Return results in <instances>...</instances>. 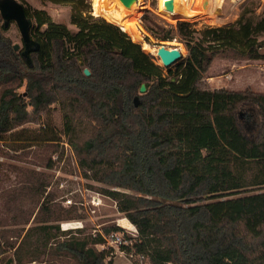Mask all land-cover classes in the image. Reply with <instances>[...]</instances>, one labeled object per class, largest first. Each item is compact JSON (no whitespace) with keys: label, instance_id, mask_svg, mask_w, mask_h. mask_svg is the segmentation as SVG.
Masks as SVG:
<instances>
[{"label":"trees","instance_id":"trees-1","mask_svg":"<svg viewBox=\"0 0 264 264\" xmlns=\"http://www.w3.org/2000/svg\"><path fill=\"white\" fill-rule=\"evenodd\" d=\"M39 1L69 5L76 30L22 3L39 48L29 54L31 65L19 57L0 63V151L13 133L12 150L58 142L57 135L36 138L45 123L24 127L56 104L83 175L106 186L95 189L135 226L134 246L151 264H264V93L200 85L213 60L228 51L264 60V42L257 39L264 10L257 21L243 9L232 23L202 29L186 20L161 26L146 10L142 20L151 36L171 41L175 29L184 44L187 54L171 68L119 26L94 16L91 0ZM165 4L168 13L171 0ZM52 165L49 158L46 167ZM19 172L17 193L9 190L6 200L13 215L0 218L4 246L15 247L17 256L24 250V264H112L94 247L101 237L61 231L54 222L71 211L51 205L48 176ZM28 199L39 207L26 227L33 212L20 206ZM17 224L22 227L11 228ZM112 229L118 228L106 231ZM32 238L38 253L28 250Z\"/></svg>","mask_w":264,"mask_h":264},{"label":"rangeland","instance_id":"rangeland-1","mask_svg":"<svg viewBox=\"0 0 264 264\" xmlns=\"http://www.w3.org/2000/svg\"><path fill=\"white\" fill-rule=\"evenodd\" d=\"M16 1L21 4L23 2L24 4H30L32 7L38 9H44L47 11L54 22L65 24L73 31L76 30V28L72 24H70L69 21V5L53 4L50 2L43 3L39 0ZM206 1L207 3L205 2V0L202 2V7L204 8V10H201L199 13H196L192 16L181 14L176 18H170L166 15L167 13L165 11V0H132L130 2L131 6H129L130 9L128 10V12H126L124 19L128 23H135L138 26L141 38L150 46L157 48L158 46L163 44L166 47H179L182 56H185L187 54V51L184 47V44L180 41V38L175 29L173 30L175 37L171 41L156 40L145 30L142 17L145 14L146 10L149 11L148 15L161 26L174 27L177 21L186 20L191 22L192 26L196 29H202L206 26L216 27L222 26L226 23H232L239 17L243 9H246V11L250 10L247 14L253 16V19L257 21L261 17V14L264 10V0ZM115 2L116 0H105V3L108 7L115 5ZM91 13L93 14L92 0ZM3 25L4 21L0 16V27H2ZM1 34L6 39L8 46L6 45L7 47L5 48L0 46V63L2 64L6 60L4 59V57L10 58L11 60L7 61L9 63L13 62V64L16 62L15 60L18 59V57L24 61V58L21 56V52L24 49L23 43L16 23L12 20L8 21L6 26L4 28H1ZM257 39L264 42V33H261L257 37ZM14 44L18 45L17 50H13ZM260 51L264 53V46L260 49ZM152 56L155 58L156 62L160 66H162V64H160V62L158 61L159 59L154 54H152ZM251 61L252 60L237 58L235 57V54L233 52L228 51L224 56H218L213 60L209 69L205 73H203L200 80V85L210 89L234 88V69L238 65H244L250 63ZM173 65L174 64L170 65V67L172 68ZM256 68L258 69L257 65L255 66V69ZM19 90L22 91L23 87ZM42 123H45L46 128H44V130L42 129L41 133H36V135H41L36 138L47 139L52 137L53 135H57L59 140L58 142L50 143L44 140H38L34 141L33 143H29L31 144L30 147L12 150V147L15 144L13 143L12 138L17 137L18 135L13 133L14 135L7 134L4 137L6 139L5 145L8 148L4 146L3 151H0V218L6 219V217L13 215L12 208L9 207V203H6V200L8 194L10 193L8 192L9 190L17 193L16 189L14 190V186H17L19 184L16 183L20 173L19 170L25 173L26 170H31L34 172L43 173L44 175L49 177V183L46 187L45 194L49 192L54 195V199L51 201V205H53L57 209H61V211H71L67 214L62 213L59 217V220L54 221L55 223L59 224L61 231H69L71 232V234L77 236L90 235L92 237L90 232L95 224H102L104 228H110L112 226H115L116 221L126 219L122 213L117 211L115 202L108 196V198L105 199V205L96 208L94 211H92L91 207H82L78 204L65 206L62 203L61 196L65 193V189H63L64 187L60 188L59 183L65 184L67 186V190H73V188L84 189L86 187L90 188V186H92V188L90 189L97 191V189L95 188L106 186L99 182H95L83 175L84 170L81 169L78 165V160L73 149L72 151L74 153V157L72 156L71 152H69V150L66 153L64 146L60 143L61 141L67 142V139L62 132L61 113L59 112L58 106L56 104L51 105L49 108V112L46 114H42L38 121H29L24 124V127L37 129ZM31 136L34 135L32 134ZM18 146L21 147L25 145L21 144ZM49 158L53 163L50 168L46 167V163ZM75 161L78 165V168ZM70 175L81 176V179L72 181L69 178ZM79 200L80 198L77 197V195H74L73 201L77 202ZM33 202H36V200H33ZM33 202L28 199L25 200L20 206V209L22 211L24 210V212H33V215L31 216V219L29 220V223L26 225V227L33 224L32 219L38 211L39 206L37 205V207H35V204H33ZM70 220H79V222L83 226V229H62L61 223L68 222ZM124 224L129 227L131 226L128 220H125ZM21 227L22 224H17L11 228L17 229ZM8 235L11 242H16V236H11L10 232L8 233ZM30 242L31 245L28 246V250L35 252V250H38L40 248V246L35 243V240L33 238L30 240ZM4 245L5 241L2 239L0 242V246L2 247L1 250H6L1 253V264H8L9 260H12V264H24L27 261L28 257L27 255H25L24 250H20V252L17 251L20 254L19 256H17L15 247L7 248ZM36 252L38 253L39 250ZM111 261L112 264H128L123 257L118 256H115Z\"/></svg>","mask_w":264,"mask_h":264},{"label":"built area","instance_id":"built-area-1","mask_svg":"<svg viewBox=\"0 0 264 264\" xmlns=\"http://www.w3.org/2000/svg\"><path fill=\"white\" fill-rule=\"evenodd\" d=\"M60 143L64 146L66 153L69 150L74 157L70 145L66 141H61ZM76 166L78 168L77 163ZM69 178L72 181H77V179H81V176L70 175ZM59 187H64L63 189H65V193L61 196V201L65 206L78 204L82 207H91L92 211H94L96 208L105 205V199L108 198L101 192L88 187L84 189L73 188V190H67V186L63 183H59ZM74 195H77L80 200L74 202ZM129 224L132 227L126 226L118 220L115 222V226H112L118 229H112L108 232L106 231L107 228H104L102 224H95L90 233L93 238L101 237L102 241L94 244V247L99 251H105V261L112 260L115 256H118L123 257L128 264H151L147 255L136 250L134 244L137 242L138 232L134 225L130 222ZM61 228L64 230L83 229V226L79 220H70L61 223Z\"/></svg>","mask_w":264,"mask_h":264},{"label":"water","instance_id":"water-1","mask_svg":"<svg viewBox=\"0 0 264 264\" xmlns=\"http://www.w3.org/2000/svg\"><path fill=\"white\" fill-rule=\"evenodd\" d=\"M131 1L132 0H121V2L125 5H128ZM205 2L207 1L205 0ZM0 16L4 21V26H6L7 22L11 20L16 23L24 48L21 52V56L24 58V61L28 65H31L29 54L32 51H37L39 48V44L30 36L29 28L31 22L25 14L23 5L17 2L16 0H0ZM17 49L18 45L14 44L13 50ZM148 54L152 55L151 53ZM156 55L161 61L162 66L164 67H168L172 64H175L176 62H178V60L182 58V54L179 47H166L163 44L157 47ZM84 73L88 75L89 71L85 69ZM139 92H145L144 84L140 86ZM133 100L134 105L138 106V96H135Z\"/></svg>","mask_w":264,"mask_h":264},{"label":"bare ground","instance_id":"bare-ground-1","mask_svg":"<svg viewBox=\"0 0 264 264\" xmlns=\"http://www.w3.org/2000/svg\"><path fill=\"white\" fill-rule=\"evenodd\" d=\"M203 1L204 0H171V11L166 15L170 18H176L181 14L192 16L204 10L202 7ZM129 6H131V3L125 5L121 0H116L115 5L111 7L106 5L105 0H92V12L95 16H101L107 21L116 24L125 31L133 41L139 42L145 52L154 54L157 57V48L150 46L141 38L138 26L135 23L130 24L124 19L126 12L130 9ZM158 61L161 64V61Z\"/></svg>","mask_w":264,"mask_h":264},{"label":"crops","instance_id":"crops-1","mask_svg":"<svg viewBox=\"0 0 264 264\" xmlns=\"http://www.w3.org/2000/svg\"><path fill=\"white\" fill-rule=\"evenodd\" d=\"M258 69H255V66ZM234 90L251 88L256 92L264 93V60H252L250 63L238 65L234 69ZM242 88V89H240ZM123 224L125 219L120 220Z\"/></svg>","mask_w":264,"mask_h":264}]
</instances>
